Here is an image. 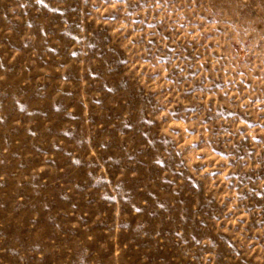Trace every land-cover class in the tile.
I'll list each match as a JSON object with an SVG mask.
<instances>
[{
  "label": "rangeland",
  "instance_id": "obj_1",
  "mask_svg": "<svg viewBox=\"0 0 264 264\" xmlns=\"http://www.w3.org/2000/svg\"><path fill=\"white\" fill-rule=\"evenodd\" d=\"M0 264H264V0H0Z\"/></svg>",
  "mask_w": 264,
  "mask_h": 264
}]
</instances>
